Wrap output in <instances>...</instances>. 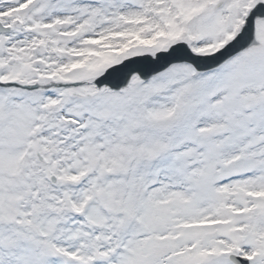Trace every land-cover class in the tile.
Here are the masks:
<instances>
[{"label":"snow or ice","instance_id":"obj_1","mask_svg":"<svg viewBox=\"0 0 264 264\" xmlns=\"http://www.w3.org/2000/svg\"><path fill=\"white\" fill-rule=\"evenodd\" d=\"M0 264H264V0H0Z\"/></svg>","mask_w":264,"mask_h":264}]
</instances>
